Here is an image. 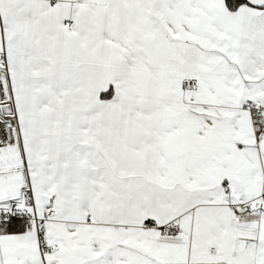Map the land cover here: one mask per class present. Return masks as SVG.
I'll return each mask as SVG.
<instances>
[{"label":"snow or ice","instance_id":"snow-or-ice-1","mask_svg":"<svg viewBox=\"0 0 264 264\" xmlns=\"http://www.w3.org/2000/svg\"><path fill=\"white\" fill-rule=\"evenodd\" d=\"M0 264H264V0H0Z\"/></svg>","mask_w":264,"mask_h":264}]
</instances>
